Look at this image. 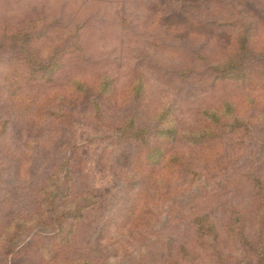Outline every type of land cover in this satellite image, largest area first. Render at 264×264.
Returning a JSON list of instances; mask_svg holds the SVG:
<instances>
[{
  "label": "rangeland",
  "instance_id": "obj_1",
  "mask_svg": "<svg viewBox=\"0 0 264 264\" xmlns=\"http://www.w3.org/2000/svg\"><path fill=\"white\" fill-rule=\"evenodd\" d=\"M235 24L257 73L225 80ZM262 74L264 0H0V264H264Z\"/></svg>",
  "mask_w": 264,
  "mask_h": 264
},
{
  "label": "trees",
  "instance_id": "obj_2",
  "mask_svg": "<svg viewBox=\"0 0 264 264\" xmlns=\"http://www.w3.org/2000/svg\"><path fill=\"white\" fill-rule=\"evenodd\" d=\"M232 25V24H230ZM233 26V25H232ZM236 27V24H235ZM237 33H236V41H235V48H234V59L232 57L230 59H227L224 64L220 65H214L213 71L218 73L222 79L230 80L232 77H240L245 78L246 75L253 70V65L250 64V62H244L247 59V56L251 53L250 50V35H249V29L250 27L245 24H240L236 27ZM29 31V30H28ZM34 32L29 31V34L26 32H23L22 30H17L16 32H12V35L9 39L10 43L12 42L15 45H20L22 50L21 54L24 55V62L27 67H25L26 70H28L30 73H42V75L46 74L47 71L53 70L54 66L56 65V60L58 59L57 56L61 54V51L59 50L56 54L53 52L47 59L45 60H38L36 58V53L34 54L32 50V43L35 35ZM33 34V35H31ZM70 33L69 35H71ZM254 73H257L254 71ZM245 75V76H244ZM263 77V83H264V74L261 75ZM139 93L137 92L136 98ZM225 112L227 115L225 117H222V113L218 111H207L206 112V119H207V125L199 132L197 133V142L199 143L203 139H209V140H215L219 139V132L217 130H211V128L220 125L221 127H240L242 126L243 122L240 121L238 118L234 115V105L226 101L224 103ZM234 108V110H233ZM158 115L155 118V122L157 123L158 127L162 128V137L165 141V145H169V143L172 141H177V135L178 131L176 127L174 126L173 121H168L170 115V108L169 107H163L157 109ZM228 119H230L228 121ZM128 129L126 130V135H131L133 139L136 140V138L145 139V133L147 132L146 129L136 128L134 126V123H128ZM173 125V126H172ZM167 133L170 134V137L167 136ZM183 135V134H182ZM219 135V136H218ZM208 142V140H206ZM160 150V149H157ZM167 151V150H166ZM171 155L172 159H180L178 154L169 153ZM204 223L206 222L205 219H203ZM200 223L202 222L199 221Z\"/></svg>",
  "mask_w": 264,
  "mask_h": 264
}]
</instances>
